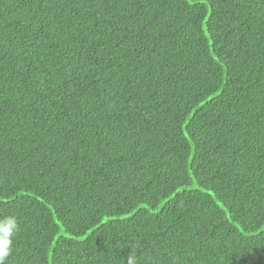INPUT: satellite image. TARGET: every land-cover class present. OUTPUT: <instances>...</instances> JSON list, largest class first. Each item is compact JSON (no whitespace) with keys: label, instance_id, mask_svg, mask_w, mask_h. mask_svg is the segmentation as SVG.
Returning a JSON list of instances; mask_svg holds the SVG:
<instances>
[{"label":"trees","instance_id":"obj_1","mask_svg":"<svg viewBox=\"0 0 264 264\" xmlns=\"http://www.w3.org/2000/svg\"><path fill=\"white\" fill-rule=\"evenodd\" d=\"M6 264H264V0H0Z\"/></svg>","mask_w":264,"mask_h":264},{"label":"clouds","instance_id":"obj_2","mask_svg":"<svg viewBox=\"0 0 264 264\" xmlns=\"http://www.w3.org/2000/svg\"><path fill=\"white\" fill-rule=\"evenodd\" d=\"M20 232L19 218L15 214L0 217V264H6L15 247V240ZM127 264H136L134 252L127 259Z\"/></svg>","mask_w":264,"mask_h":264}]
</instances>
